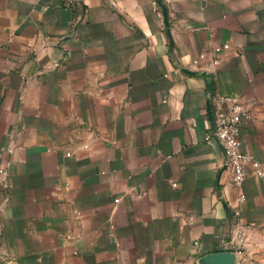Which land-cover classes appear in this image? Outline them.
<instances>
[{
  "label": "crops",
  "instance_id": "crops-1",
  "mask_svg": "<svg viewBox=\"0 0 264 264\" xmlns=\"http://www.w3.org/2000/svg\"><path fill=\"white\" fill-rule=\"evenodd\" d=\"M220 95L264 173V0H0V264H264V176L239 203L205 140Z\"/></svg>",
  "mask_w": 264,
  "mask_h": 264
},
{
  "label": "built area",
  "instance_id": "built-area-1",
  "mask_svg": "<svg viewBox=\"0 0 264 264\" xmlns=\"http://www.w3.org/2000/svg\"><path fill=\"white\" fill-rule=\"evenodd\" d=\"M159 3L165 6L163 2ZM223 47H218L217 52H220ZM204 58L205 53H201L191 60L189 64L191 73H199L198 66ZM209 114L211 129L210 132L206 133L205 140L207 143L216 140L220 144L224 154V164L221 172L227 170L231 173V186L237 191L238 202L244 203L246 195L243 192V185L248 177L247 165L251 164L258 176H264L259 161L244 152L241 147L240 132L244 120L249 117V113L240 95H220L215 97L213 104L209 101ZM229 206L231 224L235 226L232 237L236 235L237 231L238 237L242 239L247 229L240 226V210ZM240 246H242V243H240Z\"/></svg>",
  "mask_w": 264,
  "mask_h": 264
},
{
  "label": "water",
  "instance_id": "water-1",
  "mask_svg": "<svg viewBox=\"0 0 264 264\" xmlns=\"http://www.w3.org/2000/svg\"><path fill=\"white\" fill-rule=\"evenodd\" d=\"M164 13H165V18H167V8L164 6ZM193 74H198V73H193Z\"/></svg>",
  "mask_w": 264,
  "mask_h": 264
}]
</instances>
